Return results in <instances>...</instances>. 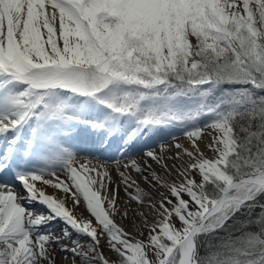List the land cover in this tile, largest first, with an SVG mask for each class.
<instances>
[{
	"label": "snow or ice",
	"instance_id": "6c2138e0",
	"mask_svg": "<svg viewBox=\"0 0 264 264\" xmlns=\"http://www.w3.org/2000/svg\"><path fill=\"white\" fill-rule=\"evenodd\" d=\"M0 264H264V0H0Z\"/></svg>",
	"mask_w": 264,
	"mask_h": 264
},
{
	"label": "bare ground",
	"instance_id": "6f19581e",
	"mask_svg": "<svg viewBox=\"0 0 264 264\" xmlns=\"http://www.w3.org/2000/svg\"><path fill=\"white\" fill-rule=\"evenodd\" d=\"M111 167H112V169H113V176L115 177V175H116V174H115V167H116V166H115V164H112ZM121 198H123V193H122V192H121ZM133 207H134V206H133ZM118 222L124 223L123 221H119V220H118ZM128 230H129V231H133V229H132L131 227H129Z\"/></svg>",
	"mask_w": 264,
	"mask_h": 264
}]
</instances>
